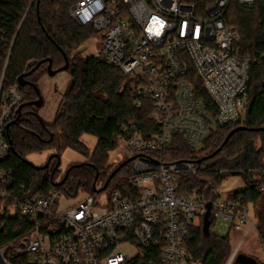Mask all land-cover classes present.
<instances>
[{
    "label": "built area",
    "instance_id": "1",
    "mask_svg": "<svg viewBox=\"0 0 264 264\" xmlns=\"http://www.w3.org/2000/svg\"><path fill=\"white\" fill-rule=\"evenodd\" d=\"M256 1L214 0L202 11L182 0L73 3L72 18L96 33L94 57L128 77L134 107L147 110L157 126L147 139L133 123L121 124L117 149L132 159L124 167L130 165L129 175L102 192H82L81 199L63 191L29 199L12 188L11 170L5 166L12 156L9 130L24 94L19 86L3 91L5 66L0 82V201L12 215L31 223L13 248L16 255L26 257L28 264H196L188 243L208 205L213 233L217 228L231 238L242 231L245 238L257 231L264 251L249 206L224 197L221 187L213 199L197 189L180 196V177L198 173L197 163L164 157L175 135L198 151L218 129L245 121L251 67L264 64V52L252 58L242 51L236 4ZM3 38L0 31V43ZM243 240L227 264L241 253ZM0 264H11L6 249H0Z\"/></svg>",
    "mask_w": 264,
    "mask_h": 264
},
{
    "label": "trees",
    "instance_id": "2",
    "mask_svg": "<svg viewBox=\"0 0 264 264\" xmlns=\"http://www.w3.org/2000/svg\"><path fill=\"white\" fill-rule=\"evenodd\" d=\"M75 1L0 0V31L4 36L0 43V82L7 65L3 91L19 86L24 94L21 117L17 120L18 114H15L11 120L12 156L5 166L11 170L12 188L29 199L63 190L72 198L77 197L80 191L93 195L94 184L108 171L104 168L108 153L118 148L120 125L133 123L147 139L151 138L150 132L157 131L149 112L134 107L132 83L128 77L96 57H84L78 52L81 46L96 37V33L91 27H81L72 18L70 9ZM182 1L195 3L202 11L214 0ZM236 15L240 47L245 54L256 58L264 52V0H257L251 6L236 4ZM64 54L70 61L71 80L55 122L49 125L40 117L38 108L29 103L38 99L34 85L38 87L39 77L48 68L46 60H52V67L57 70L66 64ZM40 62L43 64L26 77L29 84L20 86L19 77L32 71ZM242 126L247 129L237 131L223 146L227 136ZM262 128L264 64L254 62L245 121L218 129L205 142V157L199 158L196 150L191 149L181 135L174 136L173 144L164 157L168 162L192 160L197 163L198 173L180 177V196L187 197L197 189L205 199H213L225 181L240 177L244 182L243 188L231 191L229 198L253 208L257 229L264 238V131H256ZM83 135L98 139L92 160L72 165L63 186L55 185L60 167L58 153L49 158L48 169L37 168L27 162V155L55 149L60 140L67 147L88 154L81 142ZM222 146L220 153L211 157ZM129 168L130 165L123 167L110 185L129 175ZM23 187L25 192L21 191ZM209 221L208 233L204 229L205 218L199 228L192 230L189 250L196 264H226L232 252L231 238L213 233L212 218L209 217ZM30 230L29 221L18 213L12 215L0 201V249H6L11 264H28L26 257L16 255L13 248L21 244ZM233 264L264 263L239 254Z\"/></svg>",
    "mask_w": 264,
    "mask_h": 264
},
{
    "label": "rangeland",
    "instance_id": "3",
    "mask_svg": "<svg viewBox=\"0 0 264 264\" xmlns=\"http://www.w3.org/2000/svg\"><path fill=\"white\" fill-rule=\"evenodd\" d=\"M97 40V37H95L90 41L86 42L83 46L78 49V52L81 53L84 57L94 56L97 47ZM70 80L71 72L69 70L60 72L55 76H50L48 74V70L46 69L45 72L42 73V75L39 77L38 88L44 99V103L42 107L38 108V112L40 117L45 121V123L51 125L55 122L58 111L62 104L63 95L70 83ZM81 142L86 146L88 154H83L75 149L67 147L65 143L60 140L55 149L45 150L39 153H31L27 155L26 159L30 163L34 164L36 167H43L48 163V160L51 156L58 153L61 160V164L59 167V171L56 174L57 176L55 181L56 183H58L63 179L66 172L72 165L86 164L92 160L93 154L98 144V139L91 135H83L81 138ZM196 152L199 154V158L205 157L207 155V152L200 148ZM128 158L129 154L122 151L121 149H116L109 152L104 165V168L108 171L106 172L105 176H103L102 174L98 182H96V188L101 189L102 187H104L105 183L107 182V179L113 173V171ZM114 183L115 182H113L111 185H113ZM243 183L244 182L240 177H232L225 181L221 185L220 189L224 191V197L229 198V193L225 192L228 186H237ZM238 189L241 188L236 187L233 191ZM64 193L65 195H67L66 191H64ZM84 193L88 194L86 191H84ZM81 195L82 191H80L78 199L84 197V195ZM250 209L251 215L255 218L256 214L253 208L250 207ZM214 231L218 235L222 236V233L217 228ZM243 238L244 232L242 231L234 232L231 235V254L233 253V250L237 247L238 242L243 240ZM129 250H132V248H129ZM240 254L249 255L251 257L257 258L258 260L264 263V251L261 248L260 239L258 237L257 231L252 230L245 236L243 240V248Z\"/></svg>",
    "mask_w": 264,
    "mask_h": 264
},
{
    "label": "water",
    "instance_id": "4",
    "mask_svg": "<svg viewBox=\"0 0 264 264\" xmlns=\"http://www.w3.org/2000/svg\"><path fill=\"white\" fill-rule=\"evenodd\" d=\"M65 56V62L66 64L60 68V69H57V70H54L53 67H52V60H46L48 62V74L50 76H55L57 75L58 73L60 72H64V71H68L69 68H70V61L67 57L66 54H64ZM43 64V62H40L38 63V65H36V67L34 69H32V71H30L29 73L25 74V75H22L19 77L18 79V84L22 87L24 86H27L29 84V82L26 80V77L31 75L33 72H35L41 65ZM34 88L38 94V99L36 101H33V102H30L29 105L30 106H35L37 108L39 107H42L43 103H44V99L40 93V90L39 88L34 85ZM24 108V105H22L19 110H18V117H17V120L21 117V113H22V109ZM247 128L242 126V127H239L235 130H233L228 136L227 138L225 139L224 143H223V146H225L229 140L231 139V137L237 132V131H241V130H246ZM256 131H264V128L262 129H256ZM223 146L221 148H219L213 155H211V157H214L216 156L218 153H220V151L222 150ZM60 159V158H59ZM132 159H128L126 161H124L121 165H119L118 168H116L113 173L110 175L108 181L105 183L104 187H102L101 189H97L96 188V183L94 184V190L96 193H99V192H102L104 190H106V188L108 187L109 183L111 182V180L118 174V172L123 168L125 167L129 162H131ZM28 163H30L29 161H27ZM32 164V163H31ZM60 165V160H59V164L58 166ZM37 168H44V169H48L49 168V163H47L45 166L43 167H37ZM69 172L70 171H67L66 174H65V177L62 181L58 182V183H55L56 186H63V184L66 182V180L68 179V176H69ZM99 178V173L97 174L96 176V181L98 180ZM210 208H211V205H208V212L207 214L205 215V224H204V229L205 231L208 233L209 231V228H210V221H209V217H210Z\"/></svg>",
    "mask_w": 264,
    "mask_h": 264
},
{
    "label": "crops",
    "instance_id": "5",
    "mask_svg": "<svg viewBox=\"0 0 264 264\" xmlns=\"http://www.w3.org/2000/svg\"><path fill=\"white\" fill-rule=\"evenodd\" d=\"M244 186V183L243 184H240V185H237V186H228V188L225 190L226 192L230 193L231 191H233L236 187L238 188H243Z\"/></svg>",
    "mask_w": 264,
    "mask_h": 264
},
{
    "label": "flooded vegetation",
    "instance_id": "6",
    "mask_svg": "<svg viewBox=\"0 0 264 264\" xmlns=\"http://www.w3.org/2000/svg\"><path fill=\"white\" fill-rule=\"evenodd\" d=\"M36 101V100H35ZM33 107H35V106H33ZM37 108V107H36Z\"/></svg>",
    "mask_w": 264,
    "mask_h": 264
}]
</instances>
